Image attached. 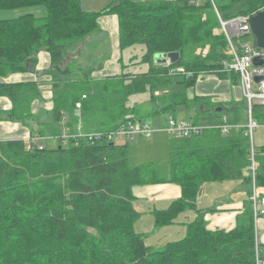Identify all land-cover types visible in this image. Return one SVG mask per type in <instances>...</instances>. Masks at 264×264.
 <instances>
[{
  "label": "trees",
  "instance_id": "16d2710c",
  "mask_svg": "<svg viewBox=\"0 0 264 264\" xmlns=\"http://www.w3.org/2000/svg\"><path fill=\"white\" fill-rule=\"evenodd\" d=\"M34 5L45 6L46 15L0 19V76L34 70L36 54L49 52L52 121L33 128L37 121L31 103L39 95L34 82L0 83V96L11 101L0 119L29 124L31 135L53 136L63 129L74 133L77 125L89 132L144 118L164 123L167 116L177 118L178 109L193 107V123L219 118L217 107L231 110L229 122L245 123L244 98L228 108L208 104L206 97L189 99L186 90L202 72L239 83L238 73L223 66L228 54L224 35L216 32L217 12L223 19L253 13L264 7V0H112L98 12L84 11L80 0H0V9ZM101 14L116 15L120 49L143 46L140 59L130 61L147 65L146 70L125 72L122 64L121 74L96 79L91 75L96 66L74 73L62 64L63 51L91 32ZM169 52L178 53L175 62L155 63V55ZM179 68L184 75L172 72ZM175 75L183 76L186 90L154 93ZM144 93L148 106L129 102ZM252 117L264 123L263 104H253ZM59 141L29 148L22 140H0V264H255L251 187L244 216L230 230L207 228L196 206L203 182L241 179L251 184L244 127L168 137L161 161L135 162L129 141ZM254 149L256 184L264 186V146ZM164 182L179 185L181 195L154 212L156 225H170L188 209L197 215L186 223L183 237L153 248L134 228L140 213L133 206V187ZM259 248L264 261V245Z\"/></svg>",
  "mask_w": 264,
  "mask_h": 264
},
{
  "label": "crops",
  "instance_id": "0c3cea01",
  "mask_svg": "<svg viewBox=\"0 0 264 264\" xmlns=\"http://www.w3.org/2000/svg\"><path fill=\"white\" fill-rule=\"evenodd\" d=\"M111 1L112 0H80V4L84 11L98 12L103 10ZM191 1L201 3L205 0ZM25 13H31L36 17H42L46 15V8L43 5H34L18 9H0V19L14 18ZM123 52L124 50L119 47L118 20L116 15L101 14L97 18L96 27L91 32L69 45L63 51L62 64L72 67L74 73H81L83 69L89 66H96L95 70L91 72L92 77L96 79L121 74L122 64L127 66L125 72L134 73L141 71L136 70L139 64L133 66L131 64L133 63L132 61H129V63L123 62ZM36 59L34 70L0 76V83L34 82L37 84L39 95L31 103V113L37 121L36 123L32 122L33 128L39 129L52 121L51 110L53 101L51 76L46 73L51 65L50 54L46 50H40L36 54ZM129 59H132L131 55H129ZM129 65H131V70L128 69ZM208 78L209 80H214L212 86L216 84L215 80L220 81L222 84L220 83L216 87H209V85H206V87L200 88V93H190L187 91V96L189 98L195 95L206 97L208 103H223L228 108L243 99L239 83L233 84L229 79L218 78L214 73H208L207 75L197 78L194 86L197 85L198 80L205 81L204 79ZM193 90L195 89L193 88ZM146 98H148V96ZM131 103L140 104V100L137 102L131 101ZM10 108L11 101L9 98L0 96V113ZM196 108L197 107H193L191 110L196 111ZM221 114H225L227 117L233 115L231 110L228 109H224ZM184 115H187V111H176L177 118H183L185 117ZM217 119L219 120V118ZM204 122L205 121L202 123ZM156 124H163V120ZM30 135L31 127L29 124L5 118L0 119V140H22L26 143ZM154 135L159 136V138L168 139V136L163 132H158ZM167 139H163V141ZM123 142L124 141L119 143ZM55 144L56 141L54 140L47 142V146H53ZM131 148H133V146H131ZM258 191L260 195L264 197V186H258ZM133 195L135 197L133 206L135 210L140 213L136 221L137 223H135L141 226V218L144 215L150 216L153 219V222L149 224L151 226L148 232L143 231V228L140 231L138 230V232L144 235L145 243L146 240L149 239V242L146 243L148 246L153 248L163 246L170 240H164L162 236L155 237L154 235L149 238L150 234H154L155 230L159 229V226L155 223L154 212L166 208L172 200L180 197L181 191L179 185L172 182L138 185L133 187ZM247 197L248 186L241 179L203 182L198 186L196 206L199 211L203 213L207 228L211 230H230L241 218H243ZM196 215V212L191 209L181 213L174 223L168 225L172 227L176 226L172 231L173 234H170L169 237L182 235V233H184L183 231L186 230V223L194 219ZM255 242L257 247L264 245V215L257 220L255 227ZM259 254H262L260 248Z\"/></svg>",
  "mask_w": 264,
  "mask_h": 264
},
{
  "label": "built area",
  "instance_id": "2783aa9c",
  "mask_svg": "<svg viewBox=\"0 0 264 264\" xmlns=\"http://www.w3.org/2000/svg\"><path fill=\"white\" fill-rule=\"evenodd\" d=\"M215 7V6H214ZM259 10L249 13L237 15L229 19H223L217 12L219 28L222 30L226 41V52L228 59L223 61L226 70H232L238 73L239 85L245 99L246 121L244 124L231 123L227 115L221 114L217 125H209L203 123H193L189 119L174 118L167 116L163 124H153L149 121L128 120L119 124L110 130H95L85 132L82 131L80 125L76 126V132L69 133L64 130L60 135H39L33 134L27 140V147L37 146L45 147L50 140L66 143L70 138H81L87 145H92L101 141L111 142L121 137L125 141H133L137 137H151L155 133L163 132L168 137L183 138L197 136L208 128H218L222 133H227L231 128L237 129L244 127V133L248 136L250 142L249 164L245 167V171L250 176L251 183V210L253 216L254 232L257 220L264 215V197L259 194L256 184V171L258 162L255 159V149L252 142V132L258 126V122L252 117V106L255 103L264 105V48H259L253 39L250 27V19ZM252 35V41H247V37ZM246 40L242 41L241 39ZM254 59L260 62L254 63ZM166 63H169L167 59ZM182 70V69H180ZM255 77H259L256 81ZM264 261L259 255L256 245L255 264H263Z\"/></svg>",
  "mask_w": 264,
  "mask_h": 264
},
{
  "label": "rangeland",
  "instance_id": "374dc122",
  "mask_svg": "<svg viewBox=\"0 0 264 264\" xmlns=\"http://www.w3.org/2000/svg\"><path fill=\"white\" fill-rule=\"evenodd\" d=\"M216 1H219V0H216ZM216 32L218 34H222V30L220 28H217ZM241 40L244 41L246 39L242 38ZM247 41H249V42L252 41V35L247 37ZM143 51H144V48L140 44H136L133 47L124 49L123 62L129 63V61H130L129 55H131V57L133 58L132 61L139 60ZM157 58H158V55H155L154 60ZM155 63H156V61H155ZM146 68H147V65L140 63L136 67V70H144ZM128 69L131 70V65L128 66ZM180 69L181 68L177 69V72H176V70H174V71L172 70V72L174 74L175 73L176 74L177 73H183V75H184L185 72L183 71V69L182 70H180ZM207 74H208V72H202L197 76V78H199L203 75H207ZM197 78H196V80H197ZM170 80H171L170 84H166L163 87H158L157 89L154 90V93L155 94L157 93V95H160V94H166L168 92H176V91L181 92V91L186 90L183 83H182L183 76L175 75V76H172L170 78ZM204 80L205 81L198 80L197 85L194 86L196 83V81H195V83L193 84V87L190 86L191 88L189 87L186 91H188L190 93L191 92L200 93V88L206 87V85H209V87H210V86H212V82L214 81V80H209V78L204 79ZM215 81H216V84H213L214 87H216L218 84L221 83L218 80H215ZM193 88L195 90H193ZM205 90H207V89H205ZM147 96H148V94H145V93L140 94V95L138 94L136 96L130 97L129 102L130 101L137 102L138 100H140V104L148 106V98H146ZM143 98H144V100H143ZM207 103H204L205 108L207 107L208 104H210V103H208V104ZM183 110L184 109L181 108V109H178L177 112L183 111ZM223 111H221L219 113L221 114V113H223ZM194 114H195V111L190 109L187 111V115H184L185 117H183V118L190 119L194 116ZM143 120L153 122L152 119H148V118H144ZM218 123H219V120L216 119L215 117H212V118L206 120L203 124L217 125ZM163 139H167V138H159V136L153 135L150 138L149 137L148 138L137 137L135 140L131 141L130 145L133 146V148H131V149H132V154L134 155V161L139 162L140 160H146V159H152L154 161H161L162 159H164L166 156L167 140L168 139L166 141H163ZM122 141H124V140L121 137H118L114 140L115 143H119ZM252 142L256 148L259 147L260 145H264V123H258V126L253 130ZM246 185L248 186V190H249L251 187V184H249V185L246 184ZM141 221H142V225H141L142 227L140 225L136 224L137 223L136 222L134 224L135 230L138 232V230L140 231L143 228L142 229L143 231L148 232L150 230L149 228L151 226L149 224H151L153 222V219L150 216L144 215V216H142ZM173 227L168 226V225L167 226H159V229L155 230L154 234H150L149 238H151V236L154 235L155 237L162 236V238L164 240H166V239L176 240V239H179V238L184 236L185 231H183L184 233H182V235L180 234V235H175V236L169 237L170 234H173L172 233L173 229L176 228V226H173ZM147 242H149V239L146 240V243Z\"/></svg>",
  "mask_w": 264,
  "mask_h": 264
},
{
  "label": "water",
  "instance_id": "95a60500",
  "mask_svg": "<svg viewBox=\"0 0 264 264\" xmlns=\"http://www.w3.org/2000/svg\"><path fill=\"white\" fill-rule=\"evenodd\" d=\"M250 27L253 35L254 43L259 48H264V10L258 11L255 15H253L250 19ZM179 55L177 52H169L158 54V58L155 59L157 63H165L167 59H169L170 63L175 62L178 59ZM254 63L260 62L258 59L253 60ZM255 80L258 81L259 77H255ZM222 110L221 107H217L215 109L216 112H220ZM79 114V112H76Z\"/></svg>",
  "mask_w": 264,
  "mask_h": 264
}]
</instances>
